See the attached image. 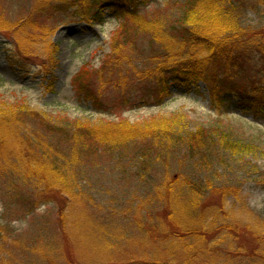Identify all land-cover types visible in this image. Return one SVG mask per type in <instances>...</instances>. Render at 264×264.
I'll return each mask as SVG.
<instances>
[{
    "label": "rangeland",
    "instance_id": "obj_1",
    "mask_svg": "<svg viewBox=\"0 0 264 264\" xmlns=\"http://www.w3.org/2000/svg\"><path fill=\"white\" fill-rule=\"evenodd\" d=\"M64 1L69 4L0 0V100L27 104L34 112L31 124L41 133L51 134L40 115L67 128L178 118L192 129H215L251 143L256 151L236 159L223 154V162L208 163L175 151V158L161 159L145 170L137 157L143 143L125 146L119 155L97 152L90 145L74 174L76 193L58 195L65 206L64 225L57 204L44 200L35 189H23L32 184L0 165V264H108L119 257L122 263L116 264H136L131 259L134 252L145 257L151 249L142 243L135 246V240L146 235L141 227L158 224L167 201L165 193L157 197L155 191L172 177L182 182L188 177L209 179L216 186L230 187L225 210L233 226L232 246L222 242L217 248L231 258L228 264H264V115L246 109L238 98L221 101L205 80L190 90L173 86L170 93L159 94L160 88L142 76L158 63L160 49H151L150 34L135 17L115 16L87 0ZM184 3L144 0L134 9L147 19L162 18L172 25ZM87 8L93 13L89 20L76 14ZM245 8L242 25L264 33V3L247 0ZM212 70L205 72L206 77H214ZM77 88L94 93L97 105ZM3 156L0 161L6 159ZM27 203L34 204L35 211L28 212ZM215 236L210 242L218 241ZM252 244L255 257L245 255Z\"/></svg>",
    "mask_w": 264,
    "mask_h": 264
},
{
    "label": "trees",
    "instance_id": "obj_2",
    "mask_svg": "<svg viewBox=\"0 0 264 264\" xmlns=\"http://www.w3.org/2000/svg\"><path fill=\"white\" fill-rule=\"evenodd\" d=\"M87 1L92 2V7L98 4L97 7L109 8L115 14L135 17L150 34L151 49L158 47L161 55L157 64L143 71L142 77L154 82V88L155 85L160 88L156 89L159 94L169 93L173 83L190 88L205 80L211 94L217 95L221 101L230 100L235 95L240 103L264 115V33L242 25L241 16L247 0H185L178 21L172 25L162 18L147 19L144 14L140 15L134 6L144 0ZM260 1L264 3V0ZM61 2L69 4L64 0ZM76 14L85 20L93 15L88 8L86 13ZM95 18L103 21L98 14ZM117 56L111 57L110 61ZM255 56L258 61L254 60ZM211 68L214 77H206L205 72ZM77 92L88 99L96 97L88 89L77 88ZM94 102L97 104L98 100ZM30 110L25 103L10 104L0 100V157L4 155L6 158L0 161V165L3 170L17 171L24 183L32 184L22 186L23 189H35L44 200L57 204L59 221L63 225L66 222L65 206L58 195L76 193L74 174L80 171L77 167L84 150L90 145H94L97 152L111 151L119 155L125 146L143 143L137 150V157L145 170L161 159L175 158V151L183 158L200 159L206 163L217 159L223 162V154L236 159L256 151L251 143L215 129L202 126L192 129L186 120L178 118L120 121L106 125L72 124L67 128L40 115V122L51 133L46 135L31 124L29 117L34 112ZM11 155L15 156L14 161L10 159ZM230 192V187L216 186L209 179L188 177L183 182L175 177L168 179L155 191L157 197L167 195L160 211V222L141 227L146 235L142 240H135V246L148 245L156 252L152 254L150 249V254L145 257L134 252L131 259L136 264H228L231 258L225 254L223 257V251L217 246L222 242L232 246L233 226L226 220L225 210ZM29 206L31 210L28 212L35 211L34 204ZM221 220L227 223L219 224ZM214 235L219 237L218 241L210 242ZM249 253L255 257L253 244L245 255ZM118 260L122 263L119 257L108 264H116ZM251 260L255 262V259Z\"/></svg>",
    "mask_w": 264,
    "mask_h": 264
}]
</instances>
